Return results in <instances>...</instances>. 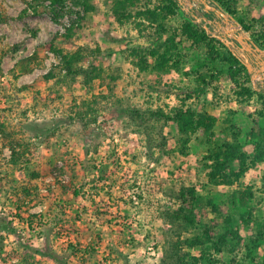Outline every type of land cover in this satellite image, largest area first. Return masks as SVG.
Returning <instances> with one entry per match:
<instances>
[{"label": "rangeland", "instance_id": "obj_1", "mask_svg": "<svg viewBox=\"0 0 264 264\" xmlns=\"http://www.w3.org/2000/svg\"><path fill=\"white\" fill-rule=\"evenodd\" d=\"M78 1L0 0V264H174L172 243L194 233L170 223L164 213L178 207L174 193L185 187L237 218L235 228L242 235L232 253L216 254L209 244L181 246L185 259L209 250L215 260L211 264H252L245 243L257 223L264 222V162L233 184L218 186L207 183L209 168L202 164L208 148L224 149L225 144L253 155L246 132L264 127V69L251 64V72L240 70L226 86L218 80L198 93L194 77L206 69L202 62L209 64L207 47L194 46L182 34L184 11L196 8L210 36L227 38L232 21L222 19L216 28L203 18L199 0H180V9L162 21L182 39L177 66L170 65L168 73L140 74L127 52L150 46L148 37L157 26L149 27L142 18L146 28L140 32L135 25L139 19L118 24L112 2L88 0L94 9L85 12ZM159 1L149 6L162 4ZM228 3L232 11H224L237 22L234 27L264 54V0ZM72 19L79 24L66 41L60 34ZM51 40L65 53L78 47L90 51L79 65L102 68V76L85 85L82 76L67 75L60 56L47 47ZM233 44L236 54L248 60L238 43ZM186 70L191 76L184 75ZM110 74L115 80H109ZM186 83L191 84L189 97L183 89ZM247 87L253 90L252 98L243 101L238 92ZM146 107L166 112L190 107L207 113L216 120L213 134L209 140L187 136L184 146L175 122L156 123L162 137L151 135L158 129L149 131L150 124L120 115L123 108ZM241 108L257 121L253 124L238 112ZM238 127L242 133L235 135ZM234 164L238 168V162ZM246 190L251 196L242 207L234 195ZM244 210L245 223L240 217ZM204 215L203 220L214 217ZM263 244L256 249L262 260Z\"/></svg>", "mask_w": 264, "mask_h": 264}, {"label": "trees", "instance_id": "obj_2", "mask_svg": "<svg viewBox=\"0 0 264 264\" xmlns=\"http://www.w3.org/2000/svg\"><path fill=\"white\" fill-rule=\"evenodd\" d=\"M53 3L62 4L64 0H51ZM105 3L112 2L111 13L118 24L122 25L129 20H137L135 22L136 27L140 30V27L146 28L144 25L145 19L147 25L157 26L155 34L148 39L152 40L150 46H138L133 47L128 50L127 57H130V63L137 69L138 73L147 72L151 76L158 73H168L171 68L170 65H176L179 61L180 54H178V44L181 43V38L178 36L176 31H169L165 25L162 23L163 19L171 13H175L177 9H180V2L178 0H163L159 1L153 8L149 6L152 0H142L143 6L138 5L140 0H103ZM216 1L224 10L232 11L228 0H214ZM30 4V3H29ZM78 4H81L83 11L88 12L94 7L89 3L88 0H79ZM203 8L205 5L201 2ZM134 10V11H133ZM206 18L214 21H219L222 19L214 10L209 8L205 9ZM187 19L182 24L181 32L182 34L191 41V43L196 45L204 44L207 47L206 60L209 64L204 63L205 70L195 74L194 81L196 83V91L206 92L207 87L211 84L214 86L216 81H220L221 86H226V83L234 81L236 75L240 70L247 71L246 66L242 63L241 59L236 55L230 47L224 44V42L210 36L206 29L203 27L201 22H194V18L199 15L197 9H192L190 12L184 11ZM78 21L72 19L69 26L65 28V32L60 34V37L66 41H71L75 32H73L75 27H78ZM247 30L249 26H244ZM141 32V30H140ZM143 35V34H142ZM254 36V35H253ZM58 36L55 37V39ZM258 36H254V40H258ZM54 39V40H55ZM54 40L47 43V47L60 56V65L66 71L67 75H80L83 77L84 84L86 85L88 81L94 78H100L102 76L103 69L95 65L82 66L79 62L83 61L87 53V49L83 47H78L75 52L65 53L63 50L55 48ZM220 45V48L215 45V43ZM99 51V48H96ZM86 55H85V54ZM191 72L186 70L184 75H189ZM49 74L44 75L47 80L51 76ZM117 76L110 74L109 80H115ZM183 81L181 80V83ZM224 83V84H222ZM180 87L179 85H176ZM191 84L184 85L187 96L190 91ZM247 87L243 88L238 92L244 100L252 98L253 90ZM216 90V87H215ZM191 92V91H190ZM191 96V93H190ZM189 97V96H188ZM240 97L237 98V102ZM240 102V101H239ZM242 102V99H241ZM238 112L245 114L248 118L255 123L256 118L248 110L245 111L244 108L238 109ZM120 115H127L131 120L137 124L144 123L149 125V131L158 129L156 123L159 121L175 122L178 128V132L183 136L182 144L186 146L187 136L192 135H204L207 140H209L210 135L213 134V127L216 122L215 117L208 115L207 113L199 114L195 112L194 109L190 107L173 108L172 110L166 112L161 108H123ZM152 122V123H151ZM227 127V126H226ZM159 130V131H158ZM156 130L157 135L162 136V131L160 129ZM242 133L241 128H237V133L235 135ZM250 144L254 146L253 155L251 157L245 150H239L238 146L225 144L224 149L221 146L217 148H208V153H210L203 160L202 168H209L207 173L208 184L211 185H230L240 180L245 172L259 162H264V127H260L257 130L251 127L248 132H246ZM163 137V136H162ZM186 137V138H185ZM254 139H257L254 141ZM152 138H149V145L151 146L153 142ZM163 144V141L161 142ZM235 161L238 162V168L235 167ZM264 179V173H263ZM248 187V186H247ZM249 189V188H248ZM251 189V187H250ZM241 191V194H235L234 198L240 197L242 207L246 206L248 196H251L250 192ZM238 193V192H235ZM175 197L178 201V207L175 210H165L164 218L170 223H176L178 228L190 229L193 231L194 235L186 237L185 239H177L172 243V249L170 251V257L175 261L174 264H211L215 260L211 258V253L227 252L232 253L237 250L242 242V235L239 232L238 220L233 215L224 211L219 205H216L211 199H206L203 196L196 194L194 188H181L179 191L175 192ZM233 198V199H234ZM206 208V209H204ZM214 213V217L211 220H203L205 218L204 213ZM248 214L247 210L240 212V217L243 219ZM222 218V220H220ZM221 223V225H220ZM245 223V222H244ZM258 228L254 230L253 236L250 234L248 241L245 243L246 255L252 260V264H264V259H260L256 255V249L261 246L264 242V222L257 223ZM179 237V234H178ZM209 244L211 251H202L200 254L195 256H190L185 259L187 254H181V246L194 248L197 246H206ZM264 247V244H263ZM233 262V260H231ZM232 262H219L220 264H233ZM240 264H243L240 262Z\"/></svg>", "mask_w": 264, "mask_h": 264}, {"label": "water", "instance_id": "obj_3", "mask_svg": "<svg viewBox=\"0 0 264 264\" xmlns=\"http://www.w3.org/2000/svg\"><path fill=\"white\" fill-rule=\"evenodd\" d=\"M208 0H199V2H202L205 7L207 8H211L212 10H214L216 12V14H218L222 19H224L226 21V23H228L229 21H232L231 27L232 29L227 30L228 31V37H230L231 39H234L237 41L238 45H239V50L240 51H248L251 54H253L255 57H257L258 55L256 54L259 53L260 55L263 54V50H261L258 46H256L255 44H253L251 42V40L249 39V37L244 34L243 32H238L237 28L234 27V23L237 24V22L234 20V18L228 14L227 12H225L221 6H210L207 3ZM180 3H182L180 1ZM221 19V20H222ZM195 20L197 22H199V18H195ZM203 27L206 29L207 32H209V29L206 25H203ZM212 36L218 38L219 40L223 41L228 47H230V44L232 43L228 38H224L223 36L219 35V34H211ZM231 48V47H230ZM248 52H246V56H248ZM259 57V56H258ZM261 57V56H260ZM259 57V58H260ZM249 58V57H248ZM246 65V68L248 69L249 72H251V63L248 62V60H244L242 59ZM262 69H264V62H262Z\"/></svg>", "mask_w": 264, "mask_h": 264}, {"label": "flooded vegetation", "instance_id": "obj_4", "mask_svg": "<svg viewBox=\"0 0 264 264\" xmlns=\"http://www.w3.org/2000/svg\"><path fill=\"white\" fill-rule=\"evenodd\" d=\"M179 2H180V0H178ZM207 3H208V5H210V6H218L219 4L216 2V1H214V0H210V2H208L207 1ZM180 4V3H179ZM198 6H200L203 10H202V13H203V18H206V14H205V9L207 8V7H205V8H203V6H202V4H201V2H199L198 1ZM220 6V5H219ZM196 9V8H195ZM209 9H211V8H209ZM223 9V8H222ZM192 10V9H191ZM191 10H189V12L191 11ZM212 10V9H211ZM224 10V9H223ZM207 20H210V19H208V18H206ZM213 21H214V18L212 19ZM219 21H221V19L219 20ZM224 36H226V35H224ZM227 38L230 40V38L227 36ZM230 41H232V43L230 44V47H231V49L235 52L236 51V49L235 48H233V47H235V44H233V43H236L237 44V41L236 40H234V39H231ZM238 53V52H237ZM245 54H246V51L244 52ZM256 54L257 55H260L259 53H257L256 52ZM237 55V54H236ZM248 56H247V58H248V62H250L251 64H253L254 65V68L257 70V69H259V68H262V62H264V54L263 55H261V57L259 58V57H255L253 54H251V53H248L247 54ZM238 56V55H237ZM239 57V56H238ZM240 59H241V61H242V63L245 65V63H244V61L242 60L243 58H241V57H239ZM246 66V65H245Z\"/></svg>", "mask_w": 264, "mask_h": 264}, {"label": "crops", "instance_id": "obj_5", "mask_svg": "<svg viewBox=\"0 0 264 264\" xmlns=\"http://www.w3.org/2000/svg\"><path fill=\"white\" fill-rule=\"evenodd\" d=\"M211 23H214V27L218 28L217 25L220 21H213V20H209ZM231 40V39H230Z\"/></svg>", "mask_w": 264, "mask_h": 264}]
</instances>
